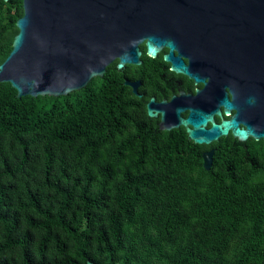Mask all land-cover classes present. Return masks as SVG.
Wrapping results in <instances>:
<instances>
[{
    "label": "trees",
    "instance_id": "16d2710c",
    "mask_svg": "<svg viewBox=\"0 0 264 264\" xmlns=\"http://www.w3.org/2000/svg\"><path fill=\"white\" fill-rule=\"evenodd\" d=\"M22 14L0 0V64ZM114 64L59 97L0 83V264H264V140L205 170Z\"/></svg>",
    "mask_w": 264,
    "mask_h": 264
},
{
    "label": "water",
    "instance_id": "95a60500",
    "mask_svg": "<svg viewBox=\"0 0 264 264\" xmlns=\"http://www.w3.org/2000/svg\"><path fill=\"white\" fill-rule=\"evenodd\" d=\"M22 9L0 64V83L17 97L63 96L102 78L115 61L117 70L139 66L141 45L152 58L167 48L163 60L173 72L201 83L190 66L213 74L208 112L190 109L185 119L180 109L169 112L190 141L208 145L229 131L240 142L264 140V0H22ZM224 80L231 100L218 92ZM124 84L136 93L138 82ZM147 114L156 116L149 107ZM212 155L202 154L205 170Z\"/></svg>",
    "mask_w": 264,
    "mask_h": 264
},
{
    "label": "flooded vegetation",
    "instance_id": "af4514ba",
    "mask_svg": "<svg viewBox=\"0 0 264 264\" xmlns=\"http://www.w3.org/2000/svg\"><path fill=\"white\" fill-rule=\"evenodd\" d=\"M167 53V48H163L157 53L155 57H149L143 54L140 57L142 63L139 66L126 65L121 71L122 76L125 77V81L134 83L138 82L136 86V93L133 92V88L127 85L130 92L141 98L144 104V111L146 115V121L150 126L153 127L154 131L165 132L173 130H181L186 133V128L182 125H177V120L173 119L169 112L173 109H180V118L185 119L190 111V109H201L208 112L209 109L206 108V101L212 93L211 90L207 91L213 85V74L211 72H206L198 70L190 66L189 71L197 75L199 78L204 80V83L196 82L193 78L189 77L184 73H176L171 70V64L163 60V55ZM184 64L188 65V58L181 57ZM117 61H115L116 67ZM112 66V64H111ZM110 65L107 67L110 70ZM124 81V82H125ZM208 84V87H205ZM218 85V92L221 91L226 94L229 100L232 99V94L230 89L233 88L230 82L227 80L221 81ZM206 88V90H205ZM172 98L174 101L172 104ZM153 102L150 103V100ZM148 107L156 114L155 117H149L147 114ZM223 118L228 119L229 116L225 115L222 107L219 108ZM162 113L165 114V118H162ZM233 113V112H232ZM214 120L216 123L221 121V118L214 115ZM210 124H207V128ZM240 128L242 124H239ZM187 135V133H186ZM222 140H225L224 142ZM249 138L245 142H240L231 135V131L224 136L219 137L217 141H213L208 145H200L203 150L202 154L212 151V163L214 160L215 153L220 149H231L236 147L240 152L241 150L245 153L244 158L252 163V157L250 152L247 151V142L252 141ZM247 151V152H245ZM203 163V160H202ZM253 164V163H252Z\"/></svg>",
    "mask_w": 264,
    "mask_h": 264
}]
</instances>
